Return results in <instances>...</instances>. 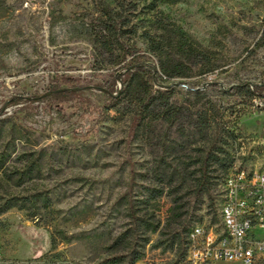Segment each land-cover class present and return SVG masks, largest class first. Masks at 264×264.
I'll return each mask as SVG.
<instances>
[{
  "label": "rangeland",
  "instance_id": "rangeland-1",
  "mask_svg": "<svg viewBox=\"0 0 264 264\" xmlns=\"http://www.w3.org/2000/svg\"><path fill=\"white\" fill-rule=\"evenodd\" d=\"M126 1L136 7L129 43L155 63L153 89L169 85L168 105L185 114L172 125L152 115L135 129L136 103L104 96L117 66L80 33L90 0H0V203L12 196L25 203L0 213V264H97L130 251L142 253L135 264H173L179 250L168 245L163 225L176 227L179 213L188 228L208 224L224 172L264 167V109L256 108L264 98L249 101L232 88L264 79V0ZM151 1L215 52V71L194 68L178 85L161 76L145 39L154 31ZM71 87L78 96L44 98ZM209 105L223 110L220 142L229 166L214 164L210 188L199 193L196 158L214 129L191 122ZM150 222H159L156 231Z\"/></svg>",
  "mask_w": 264,
  "mask_h": 264
},
{
  "label": "trees",
  "instance_id": "trees-1",
  "mask_svg": "<svg viewBox=\"0 0 264 264\" xmlns=\"http://www.w3.org/2000/svg\"><path fill=\"white\" fill-rule=\"evenodd\" d=\"M90 1L93 4V10L87 17L80 19V33L107 65L117 66L116 75L109 79V85L103 89L104 96L112 103H115L118 97L129 98V100L136 103V109L133 111L131 119L135 129L140 126L146 117L152 115L169 120L171 125L177 122L179 117L185 118L181 107L172 106L173 104L168 105L171 92L169 85H164L163 90L153 89V83L157 81L158 77L155 72V63L149 64L141 60L140 58H148L149 55L136 54L134 44L129 43L130 36L136 33L137 23L133 21L136 16L135 5H130L126 0ZM146 7L149 12H152L154 31L153 33L145 32V39L148 42L149 51L156 58V65L160 69L161 76L165 80H172L174 85H178L183 83L182 78L191 76L194 68L197 69L198 74H205L213 72L219 67L215 52L209 47L199 45L173 21L162 16L155 1H151ZM127 57H129L128 60H126ZM175 79L177 80L175 81ZM117 82H120V87H117ZM232 88L236 90L237 94L249 101L256 97L264 98V79L258 83L241 81L233 85ZM78 94L77 88L71 87L45 95L44 98L65 101L78 96ZM194 96L204 97L199 91H196ZM156 104H160L162 109L152 114L151 106ZM260 106L261 104H257L256 108L263 110L264 106ZM222 116L223 110L215 105H209L196 111L195 119L191 122L192 126L199 130L214 129L207 143L199 149L196 158L198 163L196 187L199 193L210 188L213 178L212 172L216 170L213 168L214 164H217L224 171L229 166L222 156L225 150L220 142V131L225 128V124L221 121ZM234 138L236 139V136H233ZM34 160L36 159L30 162V167ZM226 174L227 171L222 175L220 185ZM23 200V198L17 196L4 199L0 203V213L11 207L25 208ZM214 213L209 223L216 221V212ZM182 216L185 218V213L177 215L181 220L172 229L169 224L163 225V229L167 231L166 240L168 245L173 248L176 244L180 258L185 253V243L190 231L188 226L182 224L184 221ZM149 225L151 231H156L159 222H150ZM141 255L140 251H130L119 257L106 258L97 264H135L141 258Z\"/></svg>",
  "mask_w": 264,
  "mask_h": 264
},
{
  "label": "built area",
  "instance_id": "built-area-1",
  "mask_svg": "<svg viewBox=\"0 0 264 264\" xmlns=\"http://www.w3.org/2000/svg\"><path fill=\"white\" fill-rule=\"evenodd\" d=\"M215 211L216 221L192 225L185 253L175 264L264 263V167L231 168Z\"/></svg>",
  "mask_w": 264,
  "mask_h": 264
},
{
  "label": "water",
  "instance_id": "water-1",
  "mask_svg": "<svg viewBox=\"0 0 264 264\" xmlns=\"http://www.w3.org/2000/svg\"><path fill=\"white\" fill-rule=\"evenodd\" d=\"M65 89H69V88H58V89H56V90H50V91H48V92L46 93V95L51 94V93H53V92H55V91H62V90H65Z\"/></svg>",
  "mask_w": 264,
  "mask_h": 264
}]
</instances>
